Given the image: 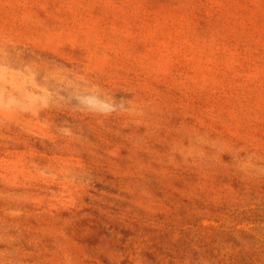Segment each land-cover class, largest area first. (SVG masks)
Masks as SVG:
<instances>
[{"label":"rangeland","instance_id":"rangeland-1","mask_svg":"<svg viewBox=\"0 0 264 264\" xmlns=\"http://www.w3.org/2000/svg\"><path fill=\"white\" fill-rule=\"evenodd\" d=\"M0 264H264V0H0Z\"/></svg>","mask_w":264,"mask_h":264}]
</instances>
